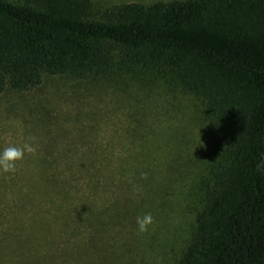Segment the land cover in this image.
Instances as JSON below:
<instances>
[{
	"label": "trees",
	"instance_id": "16d2710c",
	"mask_svg": "<svg viewBox=\"0 0 264 264\" xmlns=\"http://www.w3.org/2000/svg\"><path fill=\"white\" fill-rule=\"evenodd\" d=\"M98 13L92 0H0V99H22L47 76L132 77L200 99L201 155L166 160L177 177L185 166L194 174L192 223L169 264H264V0L130 1ZM44 148L22 160L32 170L0 172V264H147L157 233L136 220L168 199L166 181L148 186L154 199L137 189L152 174L138 162L146 146L125 158L84 142Z\"/></svg>",
	"mask_w": 264,
	"mask_h": 264
},
{
	"label": "rangeland",
	"instance_id": "374dc122",
	"mask_svg": "<svg viewBox=\"0 0 264 264\" xmlns=\"http://www.w3.org/2000/svg\"><path fill=\"white\" fill-rule=\"evenodd\" d=\"M92 1L100 10L96 15L100 19V14L115 4L158 0ZM6 104L10 112H6L1 120L0 151L9 146L23 147L25 143L34 148L16 162L15 171L32 170L23 168L22 160L29 157L32 162L40 154L37 148L44 150L50 143L66 149L80 146L81 142L88 146L99 145L102 147L97 154L100 157L106 154L121 158L132 155V152L139 157V145L141 148L145 145L144 154L149 158L144 159L141 155L138 162L146 175L148 172L152 174L140 182L137 189L147 198L154 199L148 186L154 189L161 180L166 181L164 193L168 199L163 209L158 208L150 214L152 222L147 226L157 234L155 247L145 254V260L147 264L170 263L185 243L192 223L193 212L187 207L190 203L187 189L194 174L189 172L193 166H185V176L177 177L166 167V160L179 153L201 155L209 128L203 118L200 99L179 87L168 89L161 82L142 87L132 77L104 84L70 76H47L40 86L25 92L22 99H15L10 94L3 96L0 111ZM22 104L27 105L28 131L21 122L23 115L19 108ZM37 113L42 114L43 121L32 129Z\"/></svg>",
	"mask_w": 264,
	"mask_h": 264
},
{
	"label": "clouds",
	"instance_id": "9594fccd",
	"mask_svg": "<svg viewBox=\"0 0 264 264\" xmlns=\"http://www.w3.org/2000/svg\"><path fill=\"white\" fill-rule=\"evenodd\" d=\"M34 148L25 143L23 147L9 146L0 151V170L4 172H14L16 162L23 159L25 152H33ZM152 222L150 214H145L143 217H137L136 223L139 231L146 230V226Z\"/></svg>",
	"mask_w": 264,
	"mask_h": 264
}]
</instances>
